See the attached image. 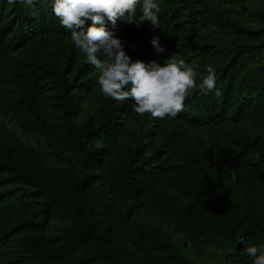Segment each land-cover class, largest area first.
<instances>
[{"label": "trees", "instance_id": "1", "mask_svg": "<svg viewBox=\"0 0 264 264\" xmlns=\"http://www.w3.org/2000/svg\"><path fill=\"white\" fill-rule=\"evenodd\" d=\"M53 3L38 0L29 7L0 0V60L36 39L70 36L53 14ZM197 10L191 8L183 22L207 24L209 11L194 17ZM141 15L138 8L136 19ZM213 18L217 32L245 31L250 37L198 47L192 66L197 83L211 65L222 96L193 90L175 118H149L133 145L122 143L125 120L134 108L130 99H104L96 119L74 122L92 88L88 74L93 67L86 59L73 76L67 66L52 69L41 59H9V75H0V96L7 94L29 131L69 156L65 165H52L0 140V264H187L158 228L133 223L141 206L160 210L190 242L218 244L224 264H252L247 247L264 244L263 136H246L241 150L222 166L190 169L188 176L199 178L192 181V191L169 193L165 178L177 152L170 124L236 129L250 119L264 123L262 31L223 24L215 13ZM90 24L86 20L85 28ZM105 27L114 37H144L123 19L114 26L105 19ZM160 45L162 53L154 50L142 61L163 66L173 51L195 47L178 41ZM47 90L52 94L39 100ZM152 136L160 142L146 146Z\"/></svg>", "mask_w": 264, "mask_h": 264}, {"label": "rangeland", "instance_id": "2", "mask_svg": "<svg viewBox=\"0 0 264 264\" xmlns=\"http://www.w3.org/2000/svg\"><path fill=\"white\" fill-rule=\"evenodd\" d=\"M158 3L161 8L158 15L159 28H154L148 21L142 23L139 17L136 19V24H142L136 25V27L138 32L144 35L142 39L134 41L131 39L132 37H116L121 40L124 51L133 61L143 60L144 57L154 52L155 48L150 41L153 36L157 35L159 36V43L178 41L193 44L195 47L192 49L176 50L170 54L177 60H184L185 64L190 67L193 66L196 53L201 51L198 47L203 44L222 46L225 43H238L250 39L249 34L245 31L231 32L228 29L223 34L217 32L218 26L214 22L217 18H213L214 13L220 16L223 24H231L244 30L258 29L262 31L261 38L264 37V0H158ZM185 6L187 9H184ZM191 8L198 9V14L195 13L194 17H199V13H203L204 9L209 11L212 16L208 19L210 21L205 25L204 20L193 23L183 22L187 19L188 11ZM8 56V59L0 60L1 76L9 75L7 66L9 59L12 58L23 61L41 59L52 69L57 68L53 66L55 64L59 66L60 70L67 66V71L72 72L70 76H73L77 66L86 59L85 55L73 45L70 36L59 39L48 37L36 39L20 50L8 54ZM67 71L66 75L69 74ZM88 78L92 88L88 92V98L81 105V111L75 118L74 122L77 124L96 119L98 109L105 99L97 83L94 67L88 74ZM50 93L52 94L47 90L38 99H46ZM7 97V94L0 96V140L3 144H11L16 150L26 151L31 155H39L45 162L52 165H65L64 159L69 154L53 149L50 146V141L37 131H29L24 125V120L11 106ZM147 114L138 115L134 108L129 112L125 120L126 132L122 138V143L133 145L134 137L145 130V123H151L149 118L152 116L150 114L147 118ZM161 123L163 125L169 122L162 121ZM169 126L178 138L176 156L169 163V171L165 176L167 189H169V193H174V195L192 191V181L199 180V178L193 179L188 176L192 173L190 169L204 168L210 170L211 167L222 166L225 161L241 150L242 142L246 136L261 135L264 137V123L257 124L252 119L239 124L236 129L227 126L221 128L214 126L193 127L182 121ZM160 140L161 138L152 136L146 138L145 143L146 146L152 144L154 147L158 145ZM147 153H150V148ZM182 171L188 172L183 173ZM132 221L136 224H146L158 228L162 236L184 255L187 264H224L222 261L224 252L218 244L186 240L182 233L173 230L168 221L161 216V211L153 206H141L136 209Z\"/></svg>", "mask_w": 264, "mask_h": 264}, {"label": "clouds", "instance_id": "3", "mask_svg": "<svg viewBox=\"0 0 264 264\" xmlns=\"http://www.w3.org/2000/svg\"><path fill=\"white\" fill-rule=\"evenodd\" d=\"M6 2L14 4L17 0ZM19 2L31 7L38 0ZM138 8L142 23L148 21L159 28L161 8L158 0H54L52 5L53 14L69 31L73 45L94 67L105 99L120 102L130 99L138 115L149 113L154 118L173 119L183 110L193 90L198 89L201 95L222 96V91L216 88V73L211 65L198 84L196 71L182 59L171 56L163 66L155 61L146 63L130 59L121 40L105 27V19L113 26L118 19L137 25ZM86 20L91 21L87 28ZM150 43L158 54L164 51L158 35L153 36ZM246 253L252 264H264V244L249 246Z\"/></svg>", "mask_w": 264, "mask_h": 264}]
</instances>
